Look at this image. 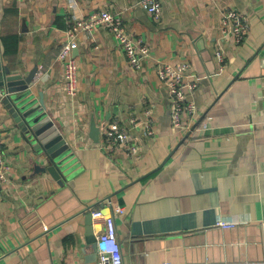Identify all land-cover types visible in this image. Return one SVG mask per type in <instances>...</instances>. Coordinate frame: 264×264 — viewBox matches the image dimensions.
<instances>
[{
	"label": "crops",
	"instance_id": "1",
	"mask_svg": "<svg viewBox=\"0 0 264 264\" xmlns=\"http://www.w3.org/2000/svg\"><path fill=\"white\" fill-rule=\"evenodd\" d=\"M139 1L0 0L2 64L24 77L36 68L32 90L71 155L63 186L36 173L37 152L5 120L0 85V149L10 165L0 183V264H97L84 221L104 207L122 209L115 224L123 264H264V0H161L159 20ZM102 9L119 13L148 57L133 68L111 31L98 27L72 54L78 89L69 94L57 58L66 31ZM228 11L246 19L240 44L221 37ZM157 62H186L200 80L185 90L197 114L180 130ZM114 120L137 154L104 149ZM219 218L235 226L222 229ZM91 225L97 237L101 224L91 216Z\"/></svg>",
	"mask_w": 264,
	"mask_h": 264
},
{
	"label": "built area",
	"instance_id": "2",
	"mask_svg": "<svg viewBox=\"0 0 264 264\" xmlns=\"http://www.w3.org/2000/svg\"><path fill=\"white\" fill-rule=\"evenodd\" d=\"M139 6L156 20H159L162 16L161 0H140ZM222 24V38L230 37L236 44H240L245 40L248 25L246 19L239 13L234 11L224 13ZM98 27H104L111 31L133 68H139L141 61L148 57V46L128 34L119 13L102 9L79 17L66 31V41L62 44L57 56L59 61L64 62L65 90L69 94L76 93L78 89V69L72 54L78 46L79 38L81 36L91 38ZM215 58L219 64L223 65V49L220 46L215 48ZM189 67L186 62L176 64L157 62L156 64L157 75L170 97L173 128L179 130L184 126L183 121L190 125L197 114L195 104L186 100L185 90L197 88L200 80L188 73ZM219 70H222L221 66ZM0 95H2L1 90ZM144 126L146 131L151 129L149 121H145ZM104 135L106 140L105 150L111 152L123 150L130 156L137 154V146L132 141L129 130L121 126L119 122L112 121L105 129ZM9 172L10 165L6 162L3 151L0 149V183L9 180ZM121 210L120 207H115V209L112 208L110 213H104L101 209L91 211L92 219L101 224V231L96 237L97 264H123L121 245L115 224V215L121 213ZM215 225L220 226L222 229L235 226L233 222L220 218L217 219ZM44 231H48V226H44ZM162 264L172 263L163 262Z\"/></svg>",
	"mask_w": 264,
	"mask_h": 264
},
{
	"label": "water",
	"instance_id": "3",
	"mask_svg": "<svg viewBox=\"0 0 264 264\" xmlns=\"http://www.w3.org/2000/svg\"><path fill=\"white\" fill-rule=\"evenodd\" d=\"M36 68L27 76L11 73L8 66L3 65L0 55V85L4 87L6 96L2 100L5 120L9 127L18 133L23 143L31 145L37 152L36 173L48 174L60 186L68 179L71 155L61 129L47 113L42 94L36 98L31 84L35 78ZM100 128L94 118L89 125V135L98 142ZM104 207V206H103ZM110 207H104V213H110ZM33 214L32 217H35ZM85 239L93 250H96V236L91 225V213L85 216Z\"/></svg>",
	"mask_w": 264,
	"mask_h": 264
}]
</instances>
